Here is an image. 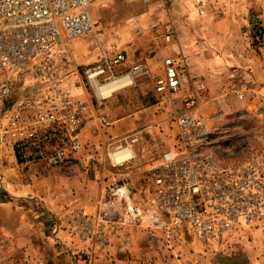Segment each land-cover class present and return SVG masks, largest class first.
<instances>
[{"label":"rangeland","instance_id":"374dc122","mask_svg":"<svg viewBox=\"0 0 264 264\" xmlns=\"http://www.w3.org/2000/svg\"><path fill=\"white\" fill-rule=\"evenodd\" d=\"M252 1L249 19L229 17L218 6L213 18L204 15L199 20L201 36L194 53L202 59L197 63L191 61L189 48L180 45L182 23L175 7L166 6L164 0H96L90 12L92 30L63 46L72 68L66 87L75 99L95 105L83 69L99 60L101 50L123 51L131 63L147 64L154 76L161 74L163 59L173 55L193 85L188 81L176 94L160 95L152 80H144L117 92L100 109L109 126L100 127L93 116L88 117L82 129L84 149L67 165L25 167L10 159L13 155L8 150V158L0 153V201L8 202L0 203V264H94L82 258L78 243L89 241L102 251L110 239L121 235L130 236L133 241H125L134 246L124 247L117 264H264V232L255 231L230 247L200 243L184 234L169 250L162 243V233L145 226L156 220L147 178L162 154L173 152L174 117L184 99L199 95L214 156L236 160L258 144L262 124L257 95H264V38L250 22L261 0ZM166 25L173 29L169 42L164 40ZM235 90L244 94L243 101L233 97ZM135 137L133 159L115 166L110 159L114 148ZM118 190L126 192L129 202ZM19 208L38 211L33 221L38 223L40 239L34 247L25 242L16 245L37 237L29 230H18L21 222L28 223ZM59 229L65 239L74 238L77 244H62ZM147 242L153 243L151 253L144 246Z\"/></svg>","mask_w":264,"mask_h":264},{"label":"built area","instance_id":"2783aa9c","mask_svg":"<svg viewBox=\"0 0 264 264\" xmlns=\"http://www.w3.org/2000/svg\"><path fill=\"white\" fill-rule=\"evenodd\" d=\"M193 1L203 16V1ZM95 2L0 0V151L11 152L21 166L67 165L84 149L82 129L88 117L100 127L109 126L100 109L115 93L98 86L127 78L123 90L152 80L156 93L174 95L182 84L193 85L173 55L163 59L161 74L154 76L147 64L131 63L123 51L101 50L99 60L83 69L95 105L75 99L66 87L72 68L63 46L92 30ZM250 22L264 38V0ZM172 31L166 25V42ZM257 96L262 124L258 144L230 161L209 151L211 131L200 112L199 95L182 102L174 117L173 152H164L147 178L156 220L145 226L162 233L165 248L173 249L184 234L200 243L230 247L255 231L264 232V95ZM233 97L245 99L237 90ZM136 142L137 137L131 138L125 149ZM129 161V153L112 159L115 166Z\"/></svg>","mask_w":264,"mask_h":264},{"label":"crops","instance_id":"0c3cea01","mask_svg":"<svg viewBox=\"0 0 264 264\" xmlns=\"http://www.w3.org/2000/svg\"><path fill=\"white\" fill-rule=\"evenodd\" d=\"M203 1V6L205 9V16H209L211 18H213V16H215L216 12H219V8L218 6L221 7V9L224 11V13L227 16H231L232 18H236V19H242L245 16L247 19H249V8L252 7L253 5V1L252 0H202ZM217 1V2H216ZM261 2V1H260ZM216 3L218 4L216 6ZM164 4L166 6H172L175 7V13H177L179 16L178 19L180 18V22L181 24V34L180 35V45H184V47H188L189 48V52H190V59L193 62H197L200 63L201 62V57L198 54H195V45L197 44V39L201 36V29L200 26H198V23L201 21H199L201 18L204 17L199 15L198 11H197V7L194 3L193 0H164ZM260 6V4H259ZM169 14H170V9H169ZM169 14H167V16H169ZM207 14V15H206ZM208 17V18H209ZM246 19V20H247ZM173 30V29H172ZM209 31V29H208ZM208 35H210L208 33ZM183 52V51H182ZM184 53V52H183ZM181 57L186 59V56H184L183 54H181ZM189 61V58L187 59ZM1 153V158L3 157H10L9 156V152L7 153L6 150L0 151ZM14 157H10V159H12L13 161H15V159H13ZM0 203H3L0 201ZM8 202L3 203L5 206L7 205ZM20 209V208H19ZM37 210L33 209V208H26V209H20V211H18V213L23 214L24 213V217H26V221H28V223L26 224L25 222H21L18 230L22 233V232H26V230H29L28 233H30V235H33V233L37 234L36 239L34 237H30V240H32V242L29 241H16V245H24L28 243L29 245L33 246L36 245V243L39 242L38 239H40V235H39V227H38V223L35 222V220L33 221L34 216H36L37 214ZM29 213V214H28ZM30 215V216H29ZM56 229H54L53 231H55ZM55 233V232H54ZM53 233V235H54ZM6 234H8L6 232ZM59 236L63 238V241L61 242L62 244H66L68 246H74L77 244L76 241H74V238L70 239V238H66V235L63 231H61L60 229L58 230V234L57 237ZM119 236V234H118ZM146 238L149 236L148 234L145 235ZM126 238H128L129 240L133 239L130 236H125L123 237L122 235L120 237H114L112 239H110V242L108 244V246L102 250V251H98L97 249H95V247L93 248V244L90 243L89 241H82V244L78 243L81 247H82V258L83 259H87L89 262L94 263V264H117L119 260L122 259L123 252L125 253L124 247L128 246H134V244H130L129 242H126ZM37 240V242H36ZM131 241V242H132ZM91 244V245H90ZM151 244L153 243H149L147 242L144 246L146 247V249H148V251H150L151 253ZM147 245H149L147 247ZM92 246L93 249L88 250L86 249V247H90ZM36 248V247H35ZM35 251V249H34ZM34 251H30L31 256L37 258L38 255H35ZM49 252V251H47ZM37 254V253H36ZM149 254V253H148ZM47 255V254H46ZM58 255V254H57ZM56 255V256H57ZM60 255V254H59ZM58 255V256H59ZM48 256V255H47ZM52 256V252L49 254L47 258H50ZM49 260V259H48Z\"/></svg>","mask_w":264,"mask_h":264},{"label":"bare ground","instance_id":"6f19581e","mask_svg":"<svg viewBox=\"0 0 264 264\" xmlns=\"http://www.w3.org/2000/svg\"><path fill=\"white\" fill-rule=\"evenodd\" d=\"M128 82L127 78H123V80H115V81H110V82H107L106 84H103L101 86H98V87H101V91L103 92H107V93H111L112 95L119 91H121V87H122V83H126ZM126 153H129L130 154V160L133 159V148L132 147H127L125 149V146H120L119 148H114V150L112 151V153L110 154V159H114L122 154H126ZM118 192H123L124 195H125V198L126 200L129 202V198H128V195L126 194L125 191H122V190H118ZM129 208H130V212L132 213V215H134V210L133 208L131 207L130 203H129Z\"/></svg>","mask_w":264,"mask_h":264}]
</instances>
